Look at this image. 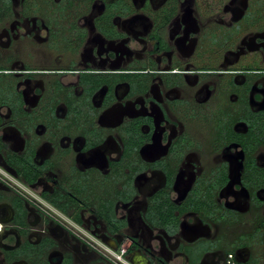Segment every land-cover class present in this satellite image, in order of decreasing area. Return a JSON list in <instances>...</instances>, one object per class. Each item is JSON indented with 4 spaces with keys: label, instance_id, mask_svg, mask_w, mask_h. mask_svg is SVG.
Listing matches in <instances>:
<instances>
[{
    "label": "flooded vegetation",
    "instance_id": "1",
    "mask_svg": "<svg viewBox=\"0 0 264 264\" xmlns=\"http://www.w3.org/2000/svg\"><path fill=\"white\" fill-rule=\"evenodd\" d=\"M264 264V0H0V264Z\"/></svg>",
    "mask_w": 264,
    "mask_h": 264
},
{
    "label": "built area",
    "instance_id": "2",
    "mask_svg": "<svg viewBox=\"0 0 264 264\" xmlns=\"http://www.w3.org/2000/svg\"><path fill=\"white\" fill-rule=\"evenodd\" d=\"M114 262L116 264H127L126 261L123 260L122 254L121 253H116L114 257ZM229 264H236L232 261V259H229Z\"/></svg>",
    "mask_w": 264,
    "mask_h": 264
}]
</instances>
